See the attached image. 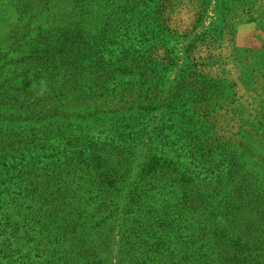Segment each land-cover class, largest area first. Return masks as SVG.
I'll list each match as a JSON object with an SVG mask.
<instances>
[{
  "label": "rangeland",
  "instance_id": "rangeland-1",
  "mask_svg": "<svg viewBox=\"0 0 264 264\" xmlns=\"http://www.w3.org/2000/svg\"><path fill=\"white\" fill-rule=\"evenodd\" d=\"M0 264H264V0H0Z\"/></svg>",
  "mask_w": 264,
  "mask_h": 264
},
{
  "label": "trees",
  "instance_id": "trees-1",
  "mask_svg": "<svg viewBox=\"0 0 264 264\" xmlns=\"http://www.w3.org/2000/svg\"><path fill=\"white\" fill-rule=\"evenodd\" d=\"M16 238V236H14V234H12V235H10V238ZM8 239V240H6V243H7V245H9L10 247H12L13 246V243H15L17 246H18V244H17V239H14V242H12V239ZM19 240L21 239L20 237L18 238Z\"/></svg>",
  "mask_w": 264,
  "mask_h": 264
}]
</instances>
